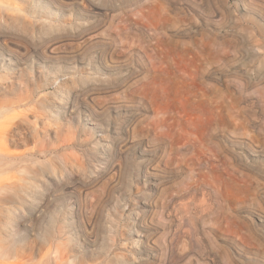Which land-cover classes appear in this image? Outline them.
<instances>
[{
	"label": "rangeland",
	"instance_id": "374dc122",
	"mask_svg": "<svg viewBox=\"0 0 264 264\" xmlns=\"http://www.w3.org/2000/svg\"><path fill=\"white\" fill-rule=\"evenodd\" d=\"M92 2L0 0V264H264V0Z\"/></svg>",
	"mask_w": 264,
	"mask_h": 264
},
{
	"label": "bare ground",
	"instance_id": "6f19581e",
	"mask_svg": "<svg viewBox=\"0 0 264 264\" xmlns=\"http://www.w3.org/2000/svg\"><path fill=\"white\" fill-rule=\"evenodd\" d=\"M69 0H56V2H57V4H58V6H59V10H62L63 8H65V7H67V6H69V5H72V4H74V3H78V4H80L81 6H82V9L83 10H85V11H93V12H100V7H96V5L95 4H93V2H92V0H72V2H68ZM71 8V7H70ZM68 9V8H67ZM109 12V11H108ZM9 20V19H8ZM20 20V19H19ZM7 21V20H6ZM1 23H3V17H2V15L0 14V25H1ZM89 23L90 22H85L84 23V26H80L78 29H83V28H85L83 31H82V33H80L79 32V37L80 36H82V37H84V36H88V35H91L92 33V31H90V32H88L87 33V31H89L90 29H91V27H90V25H89ZM68 25V24H67ZM71 25V24H70ZM58 26V25H57ZM50 27H51V25H50ZM56 27V26H55ZM57 29V28H56ZM49 34V33H48ZM95 35V34H94ZM156 35V34H155ZM251 36V35H250ZM18 37V36H17ZM54 37V36H53ZM60 37V36H59ZM63 37V36H62ZM91 37V36H90ZM10 38V37H9ZM88 38H89V36H88ZM94 38V37H93ZM11 39V38H10ZM9 39V40H10ZM47 39V38H46ZM6 40V39H5ZM8 40V41H9ZM56 40V39H55ZM83 40H85V39H83ZM16 41V40H15ZM1 42V41H0ZM12 42V41H11ZM17 42V41H16ZM15 42V43H16ZM28 42V41H27ZM8 43V42H7ZM50 43V42H49ZM49 43H48V45H49ZM54 43V42H53ZM4 44V43H3ZM52 45V44H51ZM8 47H10L9 46V43H8ZM12 47V46H11ZM47 47V46H46ZM46 47H45V49H46ZM49 47V46H48ZM13 48H14V46H13ZM23 48V47H22ZM28 48V47H27ZM31 48V47H30ZM52 48V47H51ZM49 49V48H48ZM23 50V49H22ZM28 52V51H27ZM26 52V53H27ZM30 52V51H29ZM23 53V52H22ZM25 53V52H24ZM47 53V52H46ZM18 54V53H17ZM49 54V53H48ZM25 56V55H24ZM49 56H50V54H49ZM51 57V56H50ZM26 58V57H25ZM204 60H205V58H204ZM66 76V75H65ZM243 77V76H242ZM248 80V79H247ZM126 145V144H125ZM22 155H18V154H11V153H9V152H0V160H3V159H5V158H7V159H15V158H19V157H21ZM2 185H4V184H2ZM1 185V186H2ZM175 207V206H174ZM177 207V206H176ZM180 233V232H179ZM178 238V237H177ZM172 239V238H171ZM148 241H151V240H149V239H147ZM177 240V239H176ZM149 243V242H148ZM148 245V244H147ZM150 246H151V244H149ZM149 245L147 246V247H149ZM153 246V245H152ZM155 247V246H154ZM153 247V248H154ZM174 247V246H173ZM49 249H48V251H49V253H50V255H54V260L56 261L55 262V264H68V262H69V259H70V257H68V258H66L65 259V254H63V251H62V247L60 246V245H56V243H53V242H50V244H49V247H48ZM184 249V248H183ZM0 251L3 253V254H7L8 252H9V250H8V248H6V247H2V246H0ZM174 251V250H173ZM13 252V251H12ZM183 252V251H182ZM13 254V253H12ZM45 254V253H44ZM184 254V253H183ZM9 255H10V253H9ZM153 256V255H152ZM8 257V256H7ZM43 257H45V258H47L48 256H47V254L46 255H44ZM5 258V257H4ZM183 258V257H182ZM9 259V258H8ZM48 259V261H50L51 259H52V256H50V257H48L47 258ZM175 259V258H174ZM215 259V258H214ZM36 260V259H35ZM239 260V259H238ZM215 261V260H214ZM166 262V261H165ZM74 263V262H73Z\"/></svg>",
	"mask_w": 264,
	"mask_h": 264
}]
</instances>
